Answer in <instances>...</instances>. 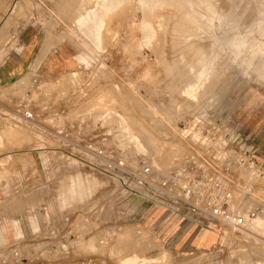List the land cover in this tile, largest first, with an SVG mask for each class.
<instances>
[{"label": "rangeland", "instance_id": "1", "mask_svg": "<svg viewBox=\"0 0 264 264\" xmlns=\"http://www.w3.org/2000/svg\"><path fill=\"white\" fill-rule=\"evenodd\" d=\"M16 2L0 31V56L21 51L22 30L38 29L42 51L101 58L92 101L121 113L141 155L155 163L175 139L183 150L172 160L181 156L177 129L203 112L231 120L239 141L248 138L252 157L264 162V0ZM40 64L0 85V264H15L8 251L27 244L43 264H264L257 225L241 233L218 228L217 236L198 231L53 153L48 133L10 122L9 108L24 100ZM75 71L40 75L36 114L74 92L83 80L72 78ZM256 188L249 205L261 206L263 218L264 182ZM67 217L74 237H51Z\"/></svg>", "mask_w": 264, "mask_h": 264}, {"label": "built area", "instance_id": "2", "mask_svg": "<svg viewBox=\"0 0 264 264\" xmlns=\"http://www.w3.org/2000/svg\"><path fill=\"white\" fill-rule=\"evenodd\" d=\"M89 58L78 61L71 74L73 79L81 76V83L52 103L50 111L36 114L33 98L40 91V75L32 77L24 100L9 108L8 120L48 133L56 143L53 153L108 177L117 190L162 209L167 217L201 232L247 231L263 212L249 201L254 202L256 184L264 182V162L258 164L252 157L255 146L248 138L239 135V141L231 120L202 112L180 123L185 152L169 166L158 168L150 154L139 153V143L126 130L121 113L92 101L93 81L105 64L101 58ZM92 66L98 68L91 70ZM50 235L73 238L70 218L51 227ZM33 248L32 244L13 246L8 255L15 264H23L37 260ZM28 250L33 254L30 259L24 256Z\"/></svg>", "mask_w": 264, "mask_h": 264}, {"label": "crops", "instance_id": "3", "mask_svg": "<svg viewBox=\"0 0 264 264\" xmlns=\"http://www.w3.org/2000/svg\"><path fill=\"white\" fill-rule=\"evenodd\" d=\"M17 0H0V31L5 23V18L11 9L15 6ZM60 1V0H53ZM13 3V4H12ZM13 6V7H14ZM42 33L38 29L22 30L21 41L23 47L21 51L8 52L7 55L0 56V85L9 87L17 83L23 77L34 72L35 63L39 61L35 71L38 75L49 74L52 77L71 73L77 69V62L80 61L79 55H73L66 50L58 49L42 51L43 40L40 39ZM58 49V50H57ZM170 218V217H168ZM176 220V219H175ZM169 221V220H167ZM171 222V221H170ZM173 222V221H172ZM196 233V232H195ZM200 233H196L198 235ZM32 253V251H30ZM23 264H43L39 259H30ZM55 264V263H52ZM98 264H103L99 262Z\"/></svg>", "mask_w": 264, "mask_h": 264}, {"label": "bare ground", "instance_id": "4", "mask_svg": "<svg viewBox=\"0 0 264 264\" xmlns=\"http://www.w3.org/2000/svg\"><path fill=\"white\" fill-rule=\"evenodd\" d=\"M155 2H156V0H155ZM163 2V1H162ZM158 4V3H157ZM162 4V3H161ZM153 5H155V4H153ZM170 5V4H169ZM150 6V5H149ZM151 6H152V4H151ZM163 6H164V4H163ZM19 8V7H18ZM19 83H21V85H23L22 84V82L20 81ZM190 86H192V85H190ZM24 87V86H23ZM22 88V87H21ZM40 88H41V86H40ZM35 96V95H34ZM160 122V121H159ZM177 135L179 136L180 135V133H179V131H178V129H177ZM153 139H154V142L156 141V142H158V140L156 139V136L155 137H153ZM165 148L167 149V153H166V155L165 156H163V157H160V158H158L157 159V161L155 162V165L158 167V168H164V167H166V165L168 164V162L170 161V160H172V157H174V156H176V155H179L180 154V152L183 150V145L180 143V142H178V141H176L175 139L174 140H171V142H169V143H166V145H165ZM170 165V164H169ZM168 165V166H169ZM258 226L259 228H257V230H264V217L263 218H256L254 221H253V223L248 227V228H251V227H255V226ZM205 232V231H204ZM206 233H209L210 235H213V236H217L216 235V233H212V232H206ZM165 257V256H164ZM251 262V261H250ZM252 263V262H251ZM255 263V262H254ZM259 263V262H258ZM262 263H264V262H262Z\"/></svg>", "mask_w": 264, "mask_h": 264}]
</instances>
